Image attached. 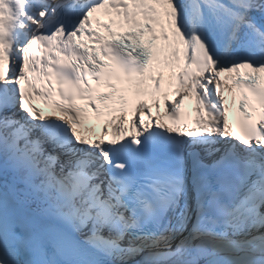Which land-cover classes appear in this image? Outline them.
Instances as JSON below:
<instances>
[{
	"label": "snow or ice",
	"instance_id": "6c2138e0",
	"mask_svg": "<svg viewBox=\"0 0 264 264\" xmlns=\"http://www.w3.org/2000/svg\"><path fill=\"white\" fill-rule=\"evenodd\" d=\"M0 264H264V0H0Z\"/></svg>",
	"mask_w": 264,
	"mask_h": 264
},
{
	"label": "bare ground",
	"instance_id": "6f19581e",
	"mask_svg": "<svg viewBox=\"0 0 264 264\" xmlns=\"http://www.w3.org/2000/svg\"><path fill=\"white\" fill-rule=\"evenodd\" d=\"M231 103H232V99H231V97L229 96V111H230Z\"/></svg>",
	"mask_w": 264,
	"mask_h": 264
}]
</instances>
